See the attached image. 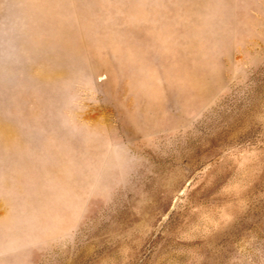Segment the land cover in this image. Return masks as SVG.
<instances>
[{
	"label": "rangeland",
	"instance_id": "374dc122",
	"mask_svg": "<svg viewBox=\"0 0 264 264\" xmlns=\"http://www.w3.org/2000/svg\"><path fill=\"white\" fill-rule=\"evenodd\" d=\"M0 264H264V0H0Z\"/></svg>",
	"mask_w": 264,
	"mask_h": 264
}]
</instances>
